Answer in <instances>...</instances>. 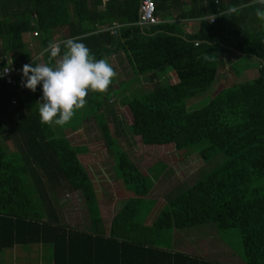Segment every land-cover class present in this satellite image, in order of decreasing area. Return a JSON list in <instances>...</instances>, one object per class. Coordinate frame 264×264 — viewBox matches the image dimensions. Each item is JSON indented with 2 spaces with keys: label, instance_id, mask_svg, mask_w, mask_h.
Returning a JSON list of instances; mask_svg holds the SVG:
<instances>
[{
  "label": "trees",
  "instance_id": "trees-1",
  "mask_svg": "<svg viewBox=\"0 0 264 264\" xmlns=\"http://www.w3.org/2000/svg\"><path fill=\"white\" fill-rule=\"evenodd\" d=\"M154 1L156 16L179 13L181 19L200 21L199 31L183 35L173 23L137 26L140 0H0V68L8 66L7 55L15 69L39 63L34 54L41 63L55 64L59 56L50 58L43 50L50 42L73 37L96 59L121 55L133 76H146L152 84L148 92L121 91L118 100L128 108L141 144L181 152L205 143L201 160L207 163L219 154L221 162L208 173L201 169L193 182L171 193L152 223H138L140 202L153 183H147L148 171L141 173L116 147L100 113L108 104L100 92H89V117L112 153L119 182L134 194L106 232L93 185L79 161L81 148L41 123L40 86L35 92L26 89L21 74L12 89L0 81V253L46 246L49 264H233L171 246L174 234L214 224L209 228L213 234L239 230L243 259L234 263L264 264V30L252 27L260 6L257 0ZM232 7L235 13L228 12ZM113 23L121 25L116 35L100 31ZM64 29L67 36L57 41L55 32ZM28 35L30 48L23 42ZM226 52L254 62L257 77L221 90L192 110L189 101L210 90ZM236 66H230L235 78L250 68ZM167 69L176 84L159 82ZM63 194L76 195L87 226L70 225L62 214Z\"/></svg>",
  "mask_w": 264,
  "mask_h": 264
},
{
  "label": "rangeland",
  "instance_id": "rangeland-1",
  "mask_svg": "<svg viewBox=\"0 0 264 264\" xmlns=\"http://www.w3.org/2000/svg\"><path fill=\"white\" fill-rule=\"evenodd\" d=\"M169 15H171V11L163 13L164 18H169ZM252 27L264 30V22L257 18L256 24H253ZM54 35L55 38L58 39L57 41H59L67 36V31L66 29L60 30L55 32ZM28 38V36H24L23 42L25 44H27ZM34 56L35 54L33 57ZM224 56V66L221 67V71L219 70L217 79L210 90L203 96L196 97L189 101L188 106L192 107V110L205 106L221 90L233 85L249 82L255 78L257 71L254 70L252 72L255 66L254 62L240 59V57H237L233 53L226 52ZM227 58L228 60L234 61V64L236 63L237 65L236 67L249 64L250 68L248 74H244L243 72L241 77L235 78L232 73L226 71L227 66H225V64L228 61ZM5 59L7 65L10 66L8 64L10 63V57L7 55ZM105 60L113 67L116 76L109 88L101 93L104 104L108 105L104 106L100 113H102L108 121L110 133L117 141L116 147L119 145L140 172L149 170L148 173H146L149 186H151L152 183L154 186L156 184L153 191L150 187L151 192L140 202L142 204H140V210L137 216L138 223L144 222V224H150L159 214L160 209L164 207L166 198L171 193L177 188L184 187L193 182L201 169L204 173L214 170L218 166V163L221 162V155L218 154L207 163L203 162L199 156V150L205 143L196 144L192 148L185 149L181 152L174 151L171 146L156 148L143 146L139 138L134 134L133 120L128 108L120 107L118 100L121 96V91L127 92L131 89V91L138 90L140 92H148L151 90L152 84L143 81L139 82L140 86L136 85L131 87V84H133L137 76L132 77L126 59L118 55L113 58H106ZM38 62L41 63V59L38 60ZM228 64L231 66L232 63L229 62ZM165 71L166 73L168 71L172 73L168 69ZM223 75H225V79H223ZM159 82L161 84L165 83L163 78H160ZM10 105H13L12 101ZM89 115L90 110L84 106L82 109L76 110L73 119L68 124L64 126H51L58 138H64L72 145L81 144L78 146V148H81L79 150L80 152H83L86 148L88 152H90V155L83 157L82 161L95 190L96 202L104 201L105 195H107L98 185L103 184L106 188L109 187L108 193L110 196L113 195L112 191L120 190L119 194L121 199L118 205L114 206V208L108 206L102 212L105 217L104 227L105 230L108 231L112 214L123 206L128 198L127 196L133 199L134 194L129 191V187H125L119 182L116 163L113 160L112 153L101 139L97 122L93 121ZM112 115H114V118ZM94 118L95 117H93V119ZM7 145L10 149H13L12 145ZM150 167L152 169H149ZM158 178L160 179L158 180ZM60 200H62L60 203L64 208L62 211L64 217H66L72 227L81 228L83 214L79 207L76 206L74 198L70 196L66 197V195L63 194L60 195ZM211 227H215L214 224H209L204 230L193 228L186 232L178 233L177 236L174 237L175 241L172 242V248L178 249L191 256H205L212 260L215 259L224 262L230 260L233 261V264H236L234 261L238 259L242 260L243 247L239 230L231 229L213 234L209 230ZM200 249H203L205 253H202L201 251L203 250ZM49 260L50 250L46 246L19 247L12 251H5L0 255V264H43L44 262L49 264ZM240 263L243 264L242 262Z\"/></svg>",
  "mask_w": 264,
  "mask_h": 264
},
{
  "label": "clouds",
  "instance_id": "clouds-1",
  "mask_svg": "<svg viewBox=\"0 0 264 264\" xmlns=\"http://www.w3.org/2000/svg\"><path fill=\"white\" fill-rule=\"evenodd\" d=\"M260 6L256 16L264 22V0H257ZM232 7L229 13H235ZM63 49V51H62ZM50 58L59 56L57 63H30L21 69V83L35 92L41 89V100L37 104L41 123L56 126L68 124L76 110L86 105L89 92H105L113 83L116 72L105 59H96L91 50L77 38L50 42L43 50Z\"/></svg>",
  "mask_w": 264,
  "mask_h": 264
},
{
  "label": "crops",
  "instance_id": "crops-1",
  "mask_svg": "<svg viewBox=\"0 0 264 264\" xmlns=\"http://www.w3.org/2000/svg\"><path fill=\"white\" fill-rule=\"evenodd\" d=\"M158 17V19L162 22V23H173L176 27H177V29H178V31L180 32V33H182L183 35H195L198 31H199V28H200V21H198V20H190V19H181V18H179V13H175V12H173V13H171V15H169V18H164V16H163V14H160V15H158L157 16ZM172 17V18H171ZM208 18H210V17H208ZM207 17L205 18V20H207L208 19ZM28 42H27V45H28V47H31V44L33 43V40H32V37H31V35H28ZM39 57L40 56H34V59L36 60V61H38V60H40L41 59V57H40V59H39ZM111 58H113V57H111ZM224 60L225 59H223L222 58V62H224ZM227 60H228V58H227ZM58 62V60L56 61V63ZM232 63V62H234V61H232V60H228L227 62H226V64H225V66H227V69H226V71H228L229 73H231V69H230V66H229V64L228 63ZM121 63V62H120ZM9 65H10V63H8ZM11 66V65H10ZM223 66H224V64H223ZM222 66V67H223ZM12 67V66H11ZM130 68V67H129ZM221 69V68H220ZM254 70H256L257 71V69H253L252 70V72L254 71ZM221 71V70H220ZM172 72V71H171ZM219 73V72H218ZM244 74H248V71H245L244 72ZM131 75H132V73H131ZM242 76V75H241ZM132 77H134L133 75H132ZM220 77V76H219ZM257 77V74H256V76H255V78ZM222 78V77H221ZM226 77H225V75H223V79H225ZM133 79V78H132ZM163 79H165V80H168L169 81V83L170 84H176L177 83V79H176V76H175V74L172 72V73H170L169 71L165 74V76H164V78ZM149 82V80L147 79V77L146 76H137V77H135V80H134V82H133V84H131V87H134V86H136V85H138V86H140V83L139 82ZM151 84V83H150ZM130 87V88H131ZM131 90V89H130ZM87 141V140H86ZM88 142V141H87ZM81 145V144H80ZM80 145H77V144H73V146L74 147H78V146H80ZM80 149V148H79ZM88 155H90V152H88V150H87V148L85 149V150H83V152H81V154L79 155V161L81 162V164L83 165V167H84V164H83V157H87ZM84 169H85V167H84ZM149 169H152L151 167L149 168ZM85 171H86V169H85ZM147 171H149V170H146V171H144V172H141V173H146ZM151 171V170H150ZM87 172V171H86ZM89 176V175H88ZM90 178V177H89ZM160 179V178H159ZM158 179V180H159ZM103 191H105L106 192V194L107 195H105V199H104V201L102 200V201H98L97 202V207H98V209H99V214H100V217L102 218V220H103V226L105 225L104 224V221H105V217L103 216V210H105V208L106 207H108V206H112V208H114V206H116V205H118V203H119V200L121 199V196H120V190H115V191H112L113 192V195L112 196H110L109 195V191H108V188L109 187H107L106 188V186H104L103 184H101V185H98ZM156 187V184H155V186L153 185V187H152V191H153V189ZM97 188V187H96ZM95 191V190H94ZM126 192V191H125ZM73 197L74 198V200H75V203H76V206L78 207V198L76 197V195H72V194H69V195H66V197ZM128 198H130L129 196H127ZM127 198V199H128ZM62 201V200H61ZM127 201V200H126ZM125 201V202H126ZM124 205V204H123ZM119 211V209L115 212V213H113L112 214V216H111V219L114 217V215L117 213ZM111 219H110V221H111ZM88 219L86 218V217H83V219L81 220V224H82V226H81V228H83L85 225L87 226L88 225ZM148 225V224H147ZM104 229H105V227H104ZM107 232V231H106ZM180 233H182V232H180ZM177 234L178 233H176V234H174V237L175 236H177ZM175 239V238H174ZM17 248H19V247H17ZM17 248H14V249H17ZM14 249H11L10 251H12V250H14ZM178 250V249H177ZM5 251H9V250H5ZM5 251H3L2 253H0V255L1 254H3ZM182 252V251H181ZM183 253H185V252H183ZM185 254H187V253H185ZM187 255H189V254H187ZM191 256V255H190ZM193 256V255H192ZM43 264H47V262H44Z\"/></svg>",
  "mask_w": 264,
  "mask_h": 264
},
{
  "label": "built area",
  "instance_id": "built-area-1",
  "mask_svg": "<svg viewBox=\"0 0 264 264\" xmlns=\"http://www.w3.org/2000/svg\"><path fill=\"white\" fill-rule=\"evenodd\" d=\"M103 3L108 2L109 0H101ZM139 17L137 26L139 27H150L156 26L162 23L158 17L156 16V3L154 0H140ZM210 23L214 22V18L210 17L207 19ZM121 28V25L117 23H113L111 27L102 28L101 32H109L111 35H116L117 31ZM36 37V34H33ZM23 67V66H22ZM15 69L11 66H4L0 68V81L4 82V84L10 89L16 86V77L21 74V69ZM14 101L12 104L14 105Z\"/></svg>",
  "mask_w": 264,
  "mask_h": 264
}]
</instances>
